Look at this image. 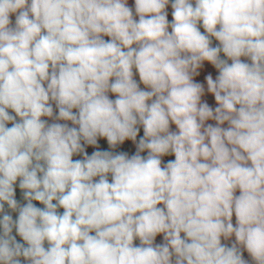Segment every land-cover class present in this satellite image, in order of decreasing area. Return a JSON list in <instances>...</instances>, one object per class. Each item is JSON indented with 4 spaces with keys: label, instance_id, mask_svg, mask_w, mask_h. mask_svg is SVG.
<instances>
[{
    "label": "clouds",
    "instance_id": "1",
    "mask_svg": "<svg viewBox=\"0 0 264 264\" xmlns=\"http://www.w3.org/2000/svg\"><path fill=\"white\" fill-rule=\"evenodd\" d=\"M241 248L264 264V0H0V264H249Z\"/></svg>",
    "mask_w": 264,
    "mask_h": 264
},
{
    "label": "trees",
    "instance_id": "2",
    "mask_svg": "<svg viewBox=\"0 0 264 264\" xmlns=\"http://www.w3.org/2000/svg\"><path fill=\"white\" fill-rule=\"evenodd\" d=\"M128 6L131 7L133 9V12H134V7H135V0H128ZM167 13H168V20L169 22L171 23V21L173 20V17H172V11L173 9L171 8V5L169 4V6L167 7L166 9ZM134 18L138 20V17H135V13H134ZM12 21H13V24L15 22V16L13 15L11 17ZM200 30L201 32H204V29L202 26H200ZM169 31H171V29H169ZM105 40H108L110 39L109 37H104ZM212 44L213 46H216L218 44V41H216L214 38L212 40ZM223 56V54H221ZM242 60H244L245 62H250L247 60V58H244L242 57L241 58ZM200 71V75L197 76V77H194V79L197 81V82H200V83H203L205 85V95L202 97V101H207L209 103V105L213 108L216 107V102H215V99H214V96H212L210 93H207V85H206V81L204 79V77L211 73L213 78L215 79V77L218 75V72L217 70L212 66L210 65L208 62H205L204 63V67L202 69L199 70ZM133 72H134V79L138 82L139 86L141 89L143 90H148L146 89V86L143 85L140 80H139V75H138V72H136L135 69H133ZM109 96L111 99H115V94H112V93H109ZM75 111V110H74ZM10 114L12 115H15V113H13L11 110H9ZM19 119V118H17ZM44 119H48V118H44ZM49 122H51V120H49ZM206 123H212V124H215V121H207ZM70 124V122H69ZM9 127L11 126V123H9L8 125ZM225 127L227 126L226 124L224 125ZM170 130L171 131H177L176 129V126L174 124H170ZM143 136V128L142 126H140V131L138 133V137H137V140H139V138ZM98 144H99V148L100 150H110L109 149V146L107 144V141L106 139L104 138H99L98 139ZM86 152L91 155V153L96 150L95 148H93L92 146H86L85 148ZM115 151H126L129 153V155H132L135 153L136 151V148H135V145L130 141V140H126L124 142V144L118 146L117 149H115ZM142 155H147V152H144L142 153ZM73 159H82V156H74ZM175 159V156L174 155H166L164 157H162V166L163 164H166L169 160H174ZM110 179V178H109ZM237 195H239V190H237ZM15 198L17 199V201L21 204H25L26 201L24 200L23 198V194H22V190L19 188V180L17 181L16 185H15ZM33 203L37 206V207H43V205H41L38 201H33ZM55 203V201H54ZM162 206V205H161ZM5 211L9 212V214H11L13 216V219H16L17 216H18V213L17 212H13L11 211L7 204H5ZM58 211L60 213L63 212V209H58ZM233 224L235 225V215H233V220H232ZM13 235H16V232L15 230H13ZM182 237H183V233L181 234ZM16 238L18 240V242H23L22 239L16 235ZM235 241V237H231L229 238L228 240H225L223 237L221 238V243L222 244H225L227 246H231V244ZM45 247H47V242H45ZM241 251H242V254H243V258L245 260H247L249 262V264H255L254 261H252L251 257L249 256V254L247 253V251L243 248H241ZM22 260V264H26L25 261H23V258H21Z\"/></svg>",
    "mask_w": 264,
    "mask_h": 264
},
{
    "label": "rangeland",
    "instance_id": "3",
    "mask_svg": "<svg viewBox=\"0 0 264 264\" xmlns=\"http://www.w3.org/2000/svg\"><path fill=\"white\" fill-rule=\"evenodd\" d=\"M136 245H139V240L134 241ZM155 243H163V234H158Z\"/></svg>",
    "mask_w": 264,
    "mask_h": 264
}]
</instances>
